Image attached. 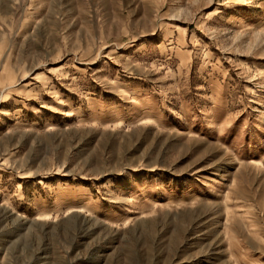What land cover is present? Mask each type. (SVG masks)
<instances>
[{
    "label": "rangeland",
    "instance_id": "1",
    "mask_svg": "<svg viewBox=\"0 0 264 264\" xmlns=\"http://www.w3.org/2000/svg\"><path fill=\"white\" fill-rule=\"evenodd\" d=\"M0 264H264V0H0Z\"/></svg>",
    "mask_w": 264,
    "mask_h": 264
}]
</instances>
